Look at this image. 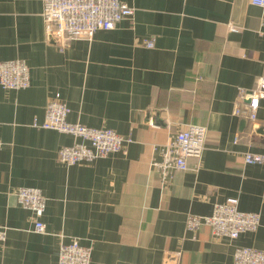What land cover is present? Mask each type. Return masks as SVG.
I'll return each instance as SVG.
<instances>
[{"label":"crops","instance_id":"1","mask_svg":"<svg viewBox=\"0 0 264 264\" xmlns=\"http://www.w3.org/2000/svg\"><path fill=\"white\" fill-rule=\"evenodd\" d=\"M132 20L59 46L46 33L43 0H0V60L23 59L31 85H0V264H58L60 244L92 247L91 264H233L238 246L264 250V98L256 120L236 115L241 93L264 76V7L250 0H123ZM232 26L238 30L233 31ZM153 41L154 46L147 47ZM56 94L68 120L131 137L125 152L68 166L58 151L78 139L37 127ZM246 119V122H244ZM190 124L207 128L206 151L168 182L152 167ZM42 190L47 233L18 202ZM239 199L259 212L255 232L218 238L190 214Z\"/></svg>","mask_w":264,"mask_h":264},{"label":"built area","instance_id":"2","mask_svg":"<svg viewBox=\"0 0 264 264\" xmlns=\"http://www.w3.org/2000/svg\"><path fill=\"white\" fill-rule=\"evenodd\" d=\"M252 4L264 7V0H250ZM136 9L123 0H43V19L48 38L59 46L81 39H92L100 30H112L123 20L134 18ZM233 31L238 29L232 26ZM147 47L154 46L153 41ZM0 85L7 90H23L31 85V72L23 59L0 60ZM264 98V76L257 80L256 87L250 92H242V102L235 113L249 120H256L261 99ZM69 106L59 94L45 107L43 122L35 125L70 134L78 140L72 145L59 149V160L74 166L89 163L110 154L125 152L133 142L131 137L123 136L111 128H94L68 120ZM207 128L199 124H190L178 132L175 138L162 149V159L152 162V167L161 175L164 183L175 171L189 170L191 157L201 159L206 151ZM247 164H264V154L246 152ZM18 202L30 210L36 217L34 231L47 233L42 220L46 211L47 199L42 190L34 187L19 188L16 192ZM261 224L259 212L243 211L239 208V199L230 197L214 205L210 215L190 214L186 219V228L196 232L202 226L211 227L212 234L218 238L236 240L242 233L255 232ZM8 238V228L0 225V247ZM92 247L84 246L78 238L69 242L62 241L58 264H91ZM233 264H264V250L238 246L234 252Z\"/></svg>","mask_w":264,"mask_h":264},{"label":"water","instance_id":"3","mask_svg":"<svg viewBox=\"0 0 264 264\" xmlns=\"http://www.w3.org/2000/svg\"><path fill=\"white\" fill-rule=\"evenodd\" d=\"M244 122H246V119H244Z\"/></svg>","mask_w":264,"mask_h":264}]
</instances>
